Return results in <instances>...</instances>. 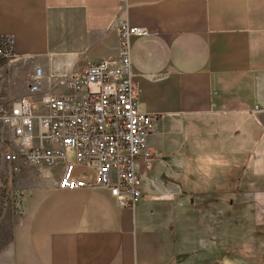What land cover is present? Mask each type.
<instances>
[{"label": "crops", "instance_id": "obj_1", "mask_svg": "<svg viewBox=\"0 0 264 264\" xmlns=\"http://www.w3.org/2000/svg\"><path fill=\"white\" fill-rule=\"evenodd\" d=\"M118 22L150 32L131 45L138 110L157 117L142 199L61 190L59 163L15 264H264V0H0V38L30 75L117 59ZM238 213L253 239H228Z\"/></svg>", "mask_w": 264, "mask_h": 264}, {"label": "built area", "instance_id": "obj_2", "mask_svg": "<svg viewBox=\"0 0 264 264\" xmlns=\"http://www.w3.org/2000/svg\"><path fill=\"white\" fill-rule=\"evenodd\" d=\"M116 26L117 59L88 62L81 71L60 78L35 68L26 93L0 109V120L19 145V152L7 153L6 159L51 167L62 163L61 190H108L122 209L142 199L138 166L153 170L155 158L147 138L157 117L138 110L140 89L132 75L133 39L150 32L124 22ZM0 55L12 58V44L5 38H0ZM92 168L89 179L84 170Z\"/></svg>", "mask_w": 264, "mask_h": 264}, {"label": "rangeland", "instance_id": "obj_3", "mask_svg": "<svg viewBox=\"0 0 264 264\" xmlns=\"http://www.w3.org/2000/svg\"><path fill=\"white\" fill-rule=\"evenodd\" d=\"M29 76L28 69L23 65L15 63L13 58L0 55V109L26 93ZM34 134L35 137L39 135L37 126ZM11 151L18 153L19 145L13 131L0 120V264H15V255L21 252L24 241L22 229L29 219V198L32 191L48 188L47 171L53 168L43 164L33 165L23 158L8 160L6 154ZM68 157L72 162L71 152H68ZM260 214L264 215V211ZM228 217L230 241H236L243 231L253 239L251 231L254 232V226L252 221H247L245 214H228ZM263 230L261 228L262 235Z\"/></svg>", "mask_w": 264, "mask_h": 264}]
</instances>
